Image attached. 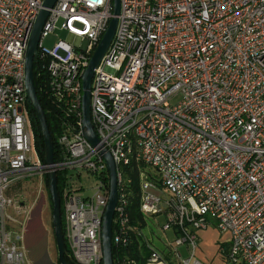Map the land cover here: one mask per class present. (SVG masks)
Masks as SVG:
<instances>
[{"label": "built area", "instance_id": "2783aa9c", "mask_svg": "<svg viewBox=\"0 0 264 264\" xmlns=\"http://www.w3.org/2000/svg\"><path fill=\"white\" fill-rule=\"evenodd\" d=\"M45 1L0 0V264H32L22 202L6 192L50 173L62 178L71 256L77 264H103L110 197L104 154L117 170L114 264H139L130 257L135 247L147 252L145 264H204L198 242L209 229L229 237L224 264H264V0H120L115 35L92 81L97 146L83 135V77L115 17L114 0H58L34 62L46 72L44 99L57 128L53 165L32 163L25 75ZM57 31L66 40L46 48L43 40ZM142 165L159 174L161 193ZM128 169L140 174L143 221L136 223ZM82 171L96 181L86 196L83 186L73 188ZM146 216H162V231L174 234L163 251L145 235ZM7 221L21 228L15 241Z\"/></svg>", "mask_w": 264, "mask_h": 264}, {"label": "water", "instance_id": "95a60500", "mask_svg": "<svg viewBox=\"0 0 264 264\" xmlns=\"http://www.w3.org/2000/svg\"><path fill=\"white\" fill-rule=\"evenodd\" d=\"M58 0H46L44 3V9L41 11L31 38L29 41L27 54H26V90L28 96V102L33 118L38 122L42 136L45 142V162L47 165L54 164V142L50 133L46 113L39 101L38 94L35 88L34 80V62L38 55V46L41 39V33L43 26L49 16V10L52 9ZM120 0H114V18L111 20L107 31L105 32L103 39L94 53L90 65L88 66L83 77V135L89 140V142L97 146L99 143L98 137L94 131L91 121V88L92 81L97 67L99 66L102 58L106 54L110 47V44L115 35L118 19L120 14ZM104 159L107 163L110 173V197L109 203L103 218L102 224V255L103 264H114L113 257V220L118 202V181L117 170L115 163L110 154H104ZM48 190L50 198L52 200V226L56 241V247L58 252L59 264H77L74 260H66V241L63 231L62 210H61V197L58 189V176L56 173H50L48 175Z\"/></svg>", "mask_w": 264, "mask_h": 264}, {"label": "rangeland", "instance_id": "374dc122", "mask_svg": "<svg viewBox=\"0 0 264 264\" xmlns=\"http://www.w3.org/2000/svg\"><path fill=\"white\" fill-rule=\"evenodd\" d=\"M66 38V33L57 31L44 39L42 44L46 48L52 49L59 40H66ZM30 156L32 163L41 161L35 142L33 143V150ZM140 171L149 176L150 181L156 184L157 192L161 193L162 188L159 174L149 165H142ZM77 180L76 186H73V188L77 189V187L80 188L83 186L84 190L80 192L82 196L94 192L96 184L95 178L89 177L86 172L82 171L81 178ZM168 195L165 192L163 197H169ZM6 197L22 202V207L26 215L20 216V221L26 224L24 236L26 237L25 242L30 259L34 264H58V252L52 226L53 207L44 177L36 175L23 179L6 192ZM28 214H30L29 217H27ZM146 219L149 221V228L145 231L146 237L150 240L152 239L153 246L156 249L163 251L168 243L174 239L173 232L169 231L164 233L162 231L161 225L164 223L162 216H146ZM7 231L11 233L12 240L15 241L21 232V228L7 221ZM199 248L198 242V250ZM179 251L182 253L183 258L190 256L186 246L181 247ZM197 258L199 259L198 256ZM201 261L204 264H221L223 257L220 258L218 255H214L208 262L203 259Z\"/></svg>", "mask_w": 264, "mask_h": 264}, {"label": "trees", "instance_id": "16d2710c", "mask_svg": "<svg viewBox=\"0 0 264 264\" xmlns=\"http://www.w3.org/2000/svg\"><path fill=\"white\" fill-rule=\"evenodd\" d=\"M34 80H35V88L38 94L39 101L41 102V105L46 113L47 116V121L50 129V133L54 142V158L57 161V128L55 126V123L53 122L51 116L48 113V108L46 101L44 99V92H45V86H46V81H47V75L44 70L38 69V65L35 66L34 70ZM31 123H32V129L34 133V139H35V145L36 149L39 153L40 159L43 164H46L45 162V142L42 136V131L41 128L38 124V122L31 116ZM126 179H132L133 181V192L131 195V205H130V213L131 217L134 223L138 221H143V216L140 213V191H139V175L136 169H128L126 172ZM44 179L47 184L48 188V176H44ZM62 178L61 175L58 177V189L60 195H62V190H63V185H62ZM51 200V198H50ZM52 203V200H51ZM62 219H63V210H62ZM64 231V230H63ZM67 254H66V260L71 261L74 260L73 257L71 256L70 250L68 246H66ZM116 252V248L113 247V253ZM131 255V254H130ZM148 256L146 251H139L137 247L133 249V253L130 256L131 258L136 259L139 261V264H145V259ZM59 264V263H58Z\"/></svg>", "mask_w": 264, "mask_h": 264}, {"label": "crops", "instance_id": "0c3cea01", "mask_svg": "<svg viewBox=\"0 0 264 264\" xmlns=\"http://www.w3.org/2000/svg\"><path fill=\"white\" fill-rule=\"evenodd\" d=\"M199 237L200 248L197 251L199 260L203 259L208 262L214 255H218L220 258L223 257L221 264H224L225 253L222 252L221 248L223 243L229 240V237L227 235H221L218 231L213 229L201 232Z\"/></svg>", "mask_w": 264, "mask_h": 264}, {"label": "flooded vegetation", "instance_id": "af4514ba", "mask_svg": "<svg viewBox=\"0 0 264 264\" xmlns=\"http://www.w3.org/2000/svg\"><path fill=\"white\" fill-rule=\"evenodd\" d=\"M26 235V234H25ZM28 235V234H27ZM28 237V236H27ZM26 238V237H25ZM25 247H26V250H27V253L29 255V252H28V249H27V246H26V242H25ZM30 256V255H29ZM31 260V259H30ZM31 263L34 264V262L31 260Z\"/></svg>", "mask_w": 264, "mask_h": 264}]
</instances>
